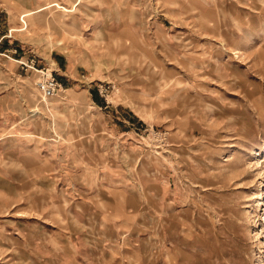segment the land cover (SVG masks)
<instances>
[{
	"label": "rangeland",
	"instance_id": "rangeland-1",
	"mask_svg": "<svg viewBox=\"0 0 264 264\" xmlns=\"http://www.w3.org/2000/svg\"><path fill=\"white\" fill-rule=\"evenodd\" d=\"M0 264H264V0H0Z\"/></svg>",
	"mask_w": 264,
	"mask_h": 264
},
{
	"label": "built area",
	"instance_id": "built-area-1",
	"mask_svg": "<svg viewBox=\"0 0 264 264\" xmlns=\"http://www.w3.org/2000/svg\"><path fill=\"white\" fill-rule=\"evenodd\" d=\"M60 88H62L61 85L52 74L44 77L36 83V89L43 97L47 98L55 96Z\"/></svg>",
	"mask_w": 264,
	"mask_h": 264
}]
</instances>
